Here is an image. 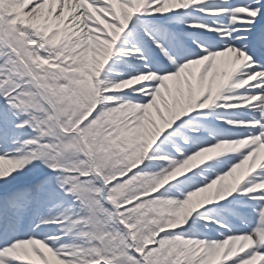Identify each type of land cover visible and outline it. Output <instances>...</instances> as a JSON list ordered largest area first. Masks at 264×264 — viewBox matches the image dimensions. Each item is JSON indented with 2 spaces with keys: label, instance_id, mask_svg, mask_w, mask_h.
<instances>
[{
  "label": "snow or ice",
  "instance_id": "snow-or-ice-1",
  "mask_svg": "<svg viewBox=\"0 0 264 264\" xmlns=\"http://www.w3.org/2000/svg\"><path fill=\"white\" fill-rule=\"evenodd\" d=\"M0 264H264V0H0Z\"/></svg>",
  "mask_w": 264,
  "mask_h": 264
}]
</instances>
